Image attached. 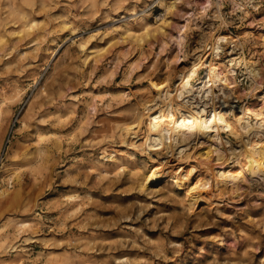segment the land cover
Wrapping results in <instances>:
<instances>
[{
    "label": "clouds",
    "instance_id": "9594fccd",
    "mask_svg": "<svg viewBox=\"0 0 264 264\" xmlns=\"http://www.w3.org/2000/svg\"><path fill=\"white\" fill-rule=\"evenodd\" d=\"M37 13L44 16L40 38L22 51L7 40L15 34L8 25L27 26ZM165 24L170 30L162 33L155 59L166 66L167 84L154 85L162 89L158 95L150 89L137 97L122 93L123 107L112 111V97L101 106L92 91L74 94L89 84L81 45L106 37L122 41ZM0 29V74L26 73L23 80L0 81V205L22 199L19 214H0V264H173L195 229L205 226L207 213L216 209L217 216L234 220L219 209L245 196L264 197V0H0ZM50 105L60 114L41 116ZM156 109L161 119L153 123ZM100 113L106 115L97 119ZM109 117L122 122L109 124ZM70 121L71 134H45L38 127ZM58 141L70 143L71 154L58 155ZM204 147L207 158L195 154ZM149 161H160L159 168L150 171ZM170 161H195L198 167L181 175L183 168L172 171ZM193 174L200 175L195 187L189 183ZM159 177L167 178L161 187H147ZM56 180L80 190L64 196L58 210L49 208L55 215L47 219L44 205L36 210L27 189ZM124 185L180 209L157 210L147 222L155 236L141 226L131 230L134 235L121 229V238L113 239L94 223L102 215L93 207L97 201L107 199L121 214L117 224L139 221L153 207L139 200L126 204L117 195L128 191ZM201 201L208 207L198 211ZM249 222L258 231L240 225L196 237L216 242L207 252L200 248L198 264H264V218ZM117 246L145 255H115Z\"/></svg>",
    "mask_w": 264,
    "mask_h": 264
},
{
    "label": "rangeland",
    "instance_id": "374dc122",
    "mask_svg": "<svg viewBox=\"0 0 264 264\" xmlns=\"http://www.w3.org/2000/svg\"><path fill=\"white\" fill-rule=\"evenodd\" d=\"M43 24L44 16L42 13H37L34 16V22L24 27H20L15 23H10L8 25L7 31L14 32L15 34L7 37V40L9 42L15 41L16 47H18L22 51H28L25 45L40 38L39 33L43 28ZM169 30L170 29L165 24L159 28H156L155 30H146L143 32V34L137 35L135 37L125 36L123 37L122 41L120 39L113 41L111 37H106L103 41L91 40L88 41L86 44L81 45V49H83L84 52V57H87V63L84 68V72L87 74L89 84L87 88L78 87L75 90L74 94H80L83 91H92L93 94L98 97L99 101L101 102V106H103V104L108 103V97H112V104L115 105L114 107H112V111H118L120 107H123L124 97L122 93L127 92L131 96L137 97L143 94L144 89H150L153 95H157L155 89H153L150 84L152 82H156L155 84L158 85L167 84V73L165 71L166 66L161 65L159 64V62L156 61L155 52L159 50L158 42L162 38V33L167 32ZM67 35V32L62 33L61 39L66 38ZM10 46L12 45L10 44ZM33 47H35V44H33ZM133 49H135V51H133ZM72 51L77 52L79 51V49L73 48ZM149 52L152 53L151 58H148ZM84 57L76 59L75 63L79 64ZM10 59L15 62V53ZM109 61H112V63L110 64ZM4 64L7 65L8 61H5ZM20 66H22V64ZM183 66L184 65L182 64L179 67ZM3 67L4 65H0V69H2ZM28 71H32V69H29ZM24 75H26V73ZM24 75H21L18 70L13 71L11 73H7L6 75L0 74V81L23 80ZM110 77V83L100 82L106 81ZM149 80H151V83H149ZM122 81L124 82L122 83ZM41 107L43 108V106ZM82 109L83 105H81V109H78L76 112L77 119H79V117L83 114ZM45 113H48L53 116L60 114L57 112L55 107L51 105L48 108L43 109L40 115L44 116ZM31 115V111L25 112L26 118H30ZM100 115H106V113L98 114L97 119H99ZM108 122L109 124H118L122 122V118L109 117ZM73 124L74 122L70 121L67 122L65 127H54L51 124H41L38 127L45 134L56 133L64 135L72 133ZM25 135H27V133H25ZM71 138L74 139V136ZM4 139L7 140V137L5 136ZM58 143L60 144V149L57 152L58 155L71 154L72 146L70 143L64 144L63 141H58ZM28 150L30 149L27 147H21L20 149L21 152ZM195 154L207 158L208 149L206 147L198 149L197 153ZM140 159L147 158L140 157ZM191 163L198 167L195 161H190L186 164H180L176 163L175 161H170V164L175 165L172 168V171H176L177 169H180V167L183 168L184 171H188V167ZM149 164L150 169H152L155 165H158L157 163H152L151 161H149ZM163 171H165V169H163ZM197 176L198 174H196V176H194L190 182L193 187H195ZM163 178L158 183V185L152 186L151 188L161 187L164 181L167 179L166 177ZM119 187L120 186H117V188ZM124 187L127 188L128 191L117 192V195L119 196V198L123 199L126 204L135 205L136 201L139 200L143 203L152 204L153 207L147 209L144 212V215L141 216L139 221H125L122 224H117V221L119 220L121 214L114 212V209L109 205L107 199L97 201L93 207L98 213H102V215H98L94 223L100 226L99 230L108 233L113 239L121 238V236L123 235L121 229H123V232H126L129 235H134L131 230L133 228L141 226L145 227L146 232H149L153 236H155L156 233L151 232V230L147 228V222L155 219V216L157 215V210H163L169 212L170 214H174L177 212L178 209H180L179 203L152 200L146 196L136 193L135 191H132V186L124 185ZM79 190L80 189L77 186L64 185L61 184L59 180H56L55 183L45 182L39 187H29L27 189L29 195L31 196V203L34 205L36 210H39L41 204L44 205L45 211L42 213V215H44L47 219H50L53 215H55V212L48 211L49 208L58 210L60 204L63 202L64 196H70L73 194L74 191ZM60 193H63V195H60ZM201 195L207 196L209 194L201 193ZM175 197H180L179 191L175 193ZM213 203H218V200H213ZM21 204L22 199L9 200L6 203L0 205V214H19L16 212V210L20 207ZM257 204H259V207H256ZM245 205H247V207L245 208V212H239L238 210L240 208H244ZM207 207V201H201L197 205V210L199 211L200 208L206 209ZM31 211L32 210L30 209L29 212L24 213V215H30ZM132 211L133 214H135L134 207ZM216 211V209H213L210 213L206 214L205 226L195 229V236H193L191 242H185V248L181 254V257L178 258L177 262H173V264H198V261L200 260V248L204 247L207 252L209 250V246L216 243L214 240L211 239L198 240L196 239V237L216 236L219 234H223L225 229H236L240 225H243L246 230L258 231V229H255V226L251 222H249V217H251L252 220L257 221L264 218V197L245 196V198L239 203H233L231 208L225 205L219 209V211L225 213V216H234V220H227L224 217L217 216ZM241 217H243V219H241ZM113 224H116V227H109V225ZM192 225L193 221L189 219V228H191ZM73 231H79L75 223H73ZM185 235H192V233H185ZM179 239L183 240V237H179ZM228 247L231 248L235 246L229 244ZM260 252H264V249H261ZM114 254L120 255L128 259H137L145 255V253L141 252L139 249H126L119 248L118 246L117 251Z\"/></svg>",
    "mask_w": 264,
    "mask_h": 264
},
{
    "label": "bare ground",
    "instance_id": "6f19581e",
    "mask_svg": "<svg viewBox=\"0 0 264 264\" xmlns=\"http://www.w3.org/2000/svg\"><path fill=\"white\" fill-rule=\"evenodd\" d=\"M155 83H156V82H155ZM155 83L152 82V83L150 84V86H151L153 89H155V91H156V93H157V95H158L159 91L162 90V89H160L159 87H154V85H155V86H161V85H158V84H155ZM165 85H166V84H165ZM151 115H152L153 123L159 121V120L161 119L160 109H156V111L153 112ZM222 135H223V134H222ZM145 142H147V141H145ZM207 157H208V156H207ZM153 159H155V155H154V154H153ZM156 163H157L158 165H155L152 169H150V171L159 168V163H160V161H157ZM180 164H181V163H180ZM184 166H185V165H184ZM192 166H195V165L191 163V164L189 165V167H188V171H189L190 167H192ZM180 168H181V167H180ZM166 170H167V169H165V171H166ZM161 171H163V169H162ZM188 171H183V172H181V175H184V174L187 173ZM234 171H235V169H234ZM194 176H196V174H193V175H192V177L190 178L189 183L191 182V180L193 179ZM162 178H163V177H159V178L151 179V180L147 181V186L151 188L152 186H156V185H158V183L161 181ZM163 179H164V178H163ZM199 179H200V175L198 174V176L196 177V184L198 183ZM196 184H195V186H196Z\"/></svg>",
    "mask_w": 264,
    "mask_h": 264
}]
</instances>
